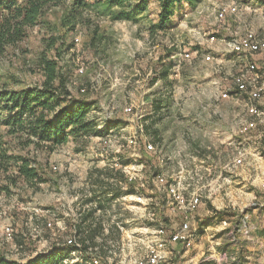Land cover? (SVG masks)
I'll return each instance as SVG.
<instances>
[{"label":"rangeland","instance_id":"1","mask_svg":"<svg viewBox=\"0 0 264 264\" xmlns=\"http://www.w3.org/2000/svg\"><path fill=\"white\" fill-rule=\"evenodd\" d=\"M62 1L50 6L16 47H9L0 54V91L40 85L44 80L39 65L41 53L49 41L55 40L48 56L58 61L60 70L67 77L66 86L71 94L86 96L93 101L88 119L92 120L94 130L84 140L72 137L50 153L46 150L32 152L50 179V184L34 187L21 182L11 195H0V256L22 263L38 252H46L51 248V242L73 237V225L78 221L77 214L81 207L74 196L82 192L80 183H83L87 170L84 168L93 161L102 165L103 161L118 158L116 151L123 149L122 145L123 160L131 163L134 148L128 144L139 143L136 147L140 154L139 161L144 160L143 167L139 166L142 169L140 177L146 182L141 189L144 195L142 203L135 201L130 197L133 194L129 193L117 203L112 202L107 211L98 213L102 214L100 218L105 223V229L112 227V231H104L110 237L103 248H88L83 259L96 256L103 264H134L135 260L150 252L157 238L155 228L160 223L168 228L179 227L184 219L180 208L172 203L166 188L157 186L151 173L160 168L168 180L181 176L183 190L189 194L195 192L202 200L194 215V243L187 249L181 244L175 245V253L163 264H264V215L261 213L263 206L259 204L264 191L259 187L254 189L255 193H250L255 179L260 180L264 176V156L259 157L252 152L246 154L244 162L238 165L249 162L256 164L257 170L253 169L248 176L244 173L235 178H225L224 174L219 175L214 171L220 163L216 166L214 161L203 166L204 163L193 161L185 154L187 147L182 142L203 140L215 148L212 145L215 139L234 138L238 137L240 131L247 132L242 129L249 117H252L249 124L255 123L251 135L257 136L256 129L264 128L260 121L264 119L261 113H264V107L256 113L259 107L256 102L262 99H254V91L250 90V94H247L248 110L247 104L237 99L245 95L244 92L234 88L236 91L230 94L231 97L229 95L230 98L221 95L227 89L226 82L234 79L235 83L243 72L247 75L248 83L251 82L249 64L256 63L250 61L245 68L243 62L250 54H264L231 50L232 41L248 31L264 37L262 21L249 17L250 10L256 13L255 6L264 5V0H196L194 4L189 3L192 9L182 12L184 19L174 31L155 27L158 22L154 16L161 5L159 0H150L147 10L134 14L131 19L130 16L117 15L130 12L138 0L115 6L108 5L107 0H100L101 5L92 4L77 12V17L71 22L69 18L75 14H72L73 9L69 4L73 0ZM95 1L98 0H88L90 4ZM222 10L226 12L224 18L218 16ZM145 13L148 19L144 17ZM66 16L68 22L64 21ZM199 44L205 47L204 55L192 57L184 51L192 50L191 46ZM170 50L173 52L172 58L166 56ZM232 58L236 70L230 66L229 60ZM169 59H172V63ZM196 63L202 67L199 71L203 70L207 83H203L199 89L197 85H189V97L183 100L181 106L169 108L164 115L154 113L147 124L152 122L151 127L146 132L145 121L148 122L151 115L148 99L152 98L153 90L159 86L150 87L152 76L160 67L170 68L173 77L183 73V69L187 74H192ZM84 87L86 91L83 92ZM233 108L236 110L233 111ZM5 113L0 109V116ZM245 119L246 122H243ZM110 120H115L114 125L118 121L123 124L105 132L100 131ZM156 128L161 130L164 137L163 143L158 145L150 135ZM0 137L16 151L48 149L37 148L34 144L24 148V139L9 134L8 127L1 122ZM151 142H154L155 151H144L142 143ZM253 144L261 146L262 142ZM201 147L197 149L201 151ZM222 149L231 156L241 152L225 146ZM251 155L253 158L250 160ZM93 166L95 164L89 168ZM84 187L89 191V187ZM149 197H153V200ZM212 207L214 210H211ZM207 210H210L208 215L215 217L200 221L203 214L207 215ZM220 210H228L233 215V224L221 222L216 213ZM251 214L255 216L251 218L253 229L248 238L236 231L235 223L237 219ZM65 215L68 216V223L64 220ZM8 228H13L12 239L7 238ZM98 239L99 242L103 241L101 237ZM232 244H235L234 247H230Z\"/></svg>","mask_w":264,"mask_h":264},{"label":"trees","instance_id":"2","mask_svg":"<svg viewBox=\"0 0 264 264\" xmlns=\"http://www.w3.org/2000/svg\"><path fill=\"white\" fill-rule=\"evenodd\" d=\"M61 1L0 0V54L6 52L9 47H16L27 35L28 30L39 23L46 10ZM99 1L90 4L88 0H73L69 7L73 9L72 14L75 15L69 18V22L77 17V12H82L92 4L94 6L101 5ZM128 2L131 0H107L110 6L124 5ZM159 2L161 3L159 20L155 27L164 29L172 21L177 5L184 2L194 4L196 0H159ZM149 3L150 0H138L130 8V12H122L117 16L126 18L130 16L131 19L134 14L145 12ZM66 18L67 16L64 21L68 22ZM55 43V40L49 41L45 51L41 53L39 65L44 74V80L40 85L20 90L2 89L0 91V109L6 111L3 116H0V122L8 127L9 134L16 135L18 138L22 137L24 148L32 144L37 148H48L16 151L11 144L0 137V195H11L14 188H18L21 182L38 187L40 184L50 181L32 152L46 150L50 153L56 149V146L67 143L72 137L76 140H84L85 136L94 130L92 120L88 119V113L94 105L93 101L86 96L72 95L66 86L67 77L60 70L58 61L48 56ZM168 72L169 68H166L161 75L165 77ZM83 90L86 91V88H82L81 91ZM120 123L122 122L118 121L114 125L115 120H110L100 131H108L114 126L118 127ZM147 128H149L148 125ZM154 133L158 137V130H155ZM141 161L144 162L143 159ZM151 173L156 177L160 173V168ZM88 178L90 183L96 186L91 188L93 193L111 192L113 199L119 196L122 191L120 181L128 182L129 188L125 190V194L132 193L135 188V182L128 181L122 169L111 166L93 168ZM111 179L114 181L111 182ZM88 194L89 191L81 202L82 206L87 207L81 210L78 221L73 225L74 236L78 237L77 241L82 244L84 251H87L88 248L104 246L110 237L104 233L105 223L100 218L102 214H98V216L97 211L101 210L102 213L106 211L112 204V198L100 199L97 207H94L96 196ZM216 213L221 219H231L233 216L228 210H220ZM109 230L112 231V227ZM98 237H101L103 241L99 242ZM73 248H75L74 245H67L65 239L60 238L52 242L51 248L46 252H38L37 255L22 263L0 256V264H71L65 260L70 256L69 252Z\"/></svg>","mask_w":264,"mask_h":264},{"label":"crops","instance_id":"3","mask_svg":"<svg viewBox=\"0 0 264 264\" xmlns=\"http://www.w3.org/2000/svg\"><path fill=\"white\" fill-rule=\"evenodd\" d=\"M262 4H264V1L262 2ZM190 6L191 5L188 2H184V3H181L180 5H177L176 6V11H175V14H174L175 18L172 17L173 18L172 21L167 25L168 27H165V28L168 29V30H171V31L176 30L178 28V23L181 20L184 19V18H182L183 17L182 16V12L189 11L188 9L191 8ZM158 11H157V15L154 16V20L157 19L156 20L157 22L159 20L158 19ZM254 11H256V13H252L251 10H250V12H249L250 19L258 20V22L262 21L261 24L262 23L263 24H262L261 27H263V29H264V5H260V7L258 5L255 6ZM145 14H144V17L146 19H148L147 13H145ZM179 14H181V15L179 16ZM157 22H155V23H157ZM190 48L192 50H188V51L184 50V51L190 53V55L192 57L194 55H199V56L200 55H204V53L206 52L205 49H204L205 47L203 45H201V44L196 45V46L193 45ZM168 52H169V54L166 55V56H169V57L172 58L173 57V52L171 50L168 51ZM165 58L166 57H164V59ZM197 59H199V58H197ZM246 59H247V61H245V63L243 62V64L245 65V68L247 67V64H249L250 61L251 62L254 61L256 63L255 64L256 66H258L259 68H263L264 69V54H250L249 57L246 58ZM239 60L240 59H238L237 62H239ZM241 60L244 61L245 59H241ZM169 61L172 63V59H169ZM229 61L231 63L230 66L233 67L234 70H236L234 59L232 58ZM239 66H242V64H240ZM193 68L195 69L194 73H192V74L188 73L187 74L186 70L183 69V73H181L180 75L177 74L178 76L176 75L175 77L172 76L173 72L169 68L168 74L164 77V76L161 75V73L165 69L160 67V69L157 70V73H155L152 76L150 84H149L150 87H154L156 84H158L159 86L156 89L153 90L152 98L148 99V102H149L148 105H149L150 110H151L150 111L151 115L148 116V122H147V120L145 121V123H146V132H148V129H150V127H151L152 122H151L150 125H148V127H149L148 129H147V124L149 123V121L151 119H153L152 117L154 116V113H155V115H164L166 113V111L169 110V108L175 107L177 105L181 106L182 103H184L183 100H185L187 97H189V95H188V90H189L188 87H189V85H191V84L197 85V88L199 89L200 86L203 85V83L204 84L207 83L208 79L206 78V75H203V70L199 71V69H201L202 67L197 66V63H196ZM211 80H212V77H211ZM226 83H228L227 84V89H224L223 91L227 90L228 92H230L231 95L233 94V92L236 91V90H234V88L237 89V91H238L237 85L235 86L234 79H232L231 81L229 80V82H226ZM250 90H251V87L249 88L248 92H244L245 95H242L241 98L240 97L237 98V99L242 100L245 104H247V110H248V100H249L247 94L248 93L250 94ZM162 91H164V92L166 91L165 92L166 94L165 93L162 94L161 93ZM194 92H197V91H194ZM160 94H162L163 96H160ZM231 95H230V97H231ZM256 103L259 106L257 108V111H256V113H258V110H261L264 107V99L257 100ZM232 110L234 111L236 109L233 108ZM262 110H264V109H262ZM261 113L264 116V113L263 112H261ZM214 119L217 120V118H214ZM251 119H252V117L251 118L249 117V120H251ZM249 120H247V123L244 125V127L242 129L243 131H247V132L240 131L239 132L240 134H238V137H234V138H218V139H215V142L212 144L213 147H215V148H212L211 145H209V143L203 142V140H201V141L200 140H185V141H182L184 147H187V149H185L186 150L185 154L189 155L192 158L193 161H198L201 164L204 163V164H202L203 166L206 165V164L208 165L209 163H212L214 161L216 162L215 163L216 166L218 165V163H220V165H218L216 168H214V171L219 173V175L224 174L225 178H235V176H237L239 174H244V173L248 176L252 172L253 169L257 170V165L249 163V162L248 163L246 162V163H244L241 166H239V165L233 166L231 164H233V161H234L235 157L237 156V154L235 153V154H233V156H231V155L225 153L222 148L225 146L226 148H231L232 150H233V148L239 149V150H243V151H245L246 154H248V153L251 154V152H252L253 154L258 155L259 157L264 156V144H263L264 140H261L260 137H259V136H262L264 134V128L262 130H260V128L256 129V132H258L257 136L251 135L252 132H250V131H253V127H255V123L251 122L249 124V122H250ZM260 121H262V123L264 124V119L260 120ZM243 122H246V119L243 120ZM122 124H123V122L120 123L119 126H122ZM199 124H202V122L199 121ZM249 126H251L252 128L250 129ZM155 130H158V137L155 135L154 132H151L150 135H152L155 138V141H157V142H155V144H157V145L158 144H162L164 137L160 133L161 130L158 129V128H156ZM257 139H259V140H257ZM258 141L262 142L261 146H255V144H253V143L258 142ZM172 142H174V141H172ZM145 144L146 143H142L143 147H144ZM198 147H201V151L197 149ZM251 158H253L252 155H251V157H249V159L251 160ZM111 162H113V160L108 161V162H104L103 161L102 165H100L99 162L96 163L95 161H93L90 165L88 164L87 168H84V169L88 170V168L92 164H95V166L89 168V170L91 169L90 171H92L93 168H97V167L98 168H102V167L110 166ZM204 168H206V167H204ZM207 169L210 170L209 168H207ZM87 170L85 172V177H84L85 179L83 178V181H82L83 183H80V186H82L81 187V191L82 192L81 193H75V196H74V198L77 199L78 203L83 202L84 198L87 195L88 191H87V189H85L84 186L89 187V194H88L89 196H93V195L96 196V198H95L96 201L94 200L95 203H93L94 207H97L98 200L103 199L105 197L112 198L111 202H114V204H115V202L117 203L118 201H120L122 199V196L125 195V193H126L125 192V190H126L125 186H127V184H126L127 182L126 181H120V184L122 185V191H121L120 195L116 196L114 199H113V196H112L111 192H106V193H100V192H96L95 193L94 192L93 193L91 188L96 187V186H93L90 183V180H89L88 177L86 178V175L87 174L89 175V173H90V171L88 173ZM67 180L69 181V179H67ZM67 180H64V181H67ZM110 181L113 182L114 180L111 179ZM255 182H256L255 185L252 184L254 186V188H253V186L250 187V190H251L250 193H252V192L255 193L254 189H258L259 187L263 189L262 185L264 183V176L260 177V180H257V178H256ZM42 184H50V182L48 181V182H45V183H42ZM68 185L69 184H67V186ZM263 191H264V189H263ZM259 201H261V202H259V204H261L263 206L261 208V213L264 215V196ZM82 205L83 204H81V207H80V209L78 211V214H77L78 216L80 215L81 210H83L85 207H87V206H82ZM211 210H214V208L212 207ZM100 212H102V211L98 210L97 214L100 213ZM208 212L210 213V210H207V213H206L207 215L203 214V216H201L199 218V220L200 221H203V220L204 221H209V220H211V218L215 217L212 214L208 215L209 214ZM195 214H196V212H195ZM251 215H252L251 218H253V216H255L253 214H251ZM195 218L196 217L194 216V221L193 222H195ZM216 218H218V217H216ZM67 219H68V216L65 215L64 216V220L67 221ZM222 220L223 219H221V222H222ZM227 220L230 221V224H233V220H231V219H227ZM193 222H192V225H193V228H194ZM238 223H239V220L237 219L236 223H235V225H236L235 227L236 228H237ZM105 231H109V229H105ZM262 231H264V230H262ZM49 238H51V237H49ZM51 243H50V245H51ZM234 245L235 244H232V246H230V247H234ZM263 247H264V244H263ZM249 249H251V248L249 247Z\"/></svg>","mask_w":264,"mask_h":264},{"label":"built area","instance_id":"4","mask_svg":"<svg viewBox=\"0 0 264 264\" xmlns=\"http://www.w3.org/2000/svg\"><path fill=\"white\" fill-rule=\"evenodd\" d=\"M264 83V82H263ZM261 140H264V136H259ZM139 143L135 144H128L129 147H133V153H132V159L133 162H124L123 160V151H124V145H122L121 148L118 149L117 154L118 158H114L113 162H111V167H114L116 169H122L127 177V180L130 182H135L136 188L132 192L133 195H130V197H133L135 201H139L142 203V198L144 197L143 194H141V189L146 186L145 180H143L140 177V167H143V161H139V151L137 150V145ZM144 150L152 153V151H155V145L153 142L146 143L144 145ZM246 153L245 151L239 153L233 161V166L242 164L244 162V157ZM155 182L157 186H163L167 189L168 194L170 196V200L173 204H175V207H179L182 217H184L182 223L179 225L178 228L164 226L163 223H160L157 228H155V233L157 234V238L154 242V245L150 247V252L138 260L134 261V264H163L171 254L175 253V245L181 244L186 249L190 248L192 244L194 243V237H195V231L196 227L193 228L192 222L194 219V214L197 212L198 208L200 207L202 200L201 196L196 194L195 192L187 193V191L183 190L182 186V177L181 176H174L172 179L168 180L163 173H159L155 177ZM127 186H125L126 190L129 188L128 182L126 183ZM264 189V183L262 185ZM131 194V193H130ZM129 195V193L122 196V198H126V196ZM150 200H153V197H149ZM174 206V205H173ZM152 219H155L153 217ZM239 223L237 225L236 231L243 234L245 237L251 236V230L253 229V224L251 220V216L246 215L243 219H239ZM230 221L227 219H223L222 223L227 225ZM8 236L7 238L12 239L13 235V228H8ZM65 242L67 245H74L75 248L70 250V256L65 260L67 263H83V264H103L100 260V258L96 256H92L87 259H83L84 250L81 243H79L75 236L66 238ZM176 256V255H174Z\"/></svg>","mask_w":264,"mask_h":264},{"label":"bare ground","instance_id":"5","mask_svg":"<svg viewBox=\"0 0 264 264\" xmlns=\"http://www.w3.org/2000/svg\"><path fill=\"white\" fill-rule=\"evenodd\" d=\"M235 10V9H233ZM225 11H220L218 16L224 18ZM231 50L241 53H264V39L257 33L248 31L239 39L233 40L231 43ZM189 57V55H186ZM248 72L251 74V82L248 83L247 75L245 72L240 74L235 83L240 92H246L251 87L252 94L256 99H264V69L259 68L255 64H249ZM222 97H229L230 92L227 90L221 93ZM134 141L132 140L131 143Z\"/></svg>","mask_w":264,"mask_h":264}]
</instances>
